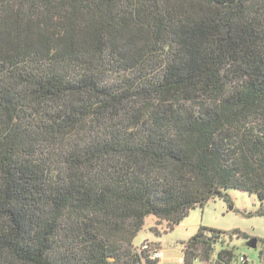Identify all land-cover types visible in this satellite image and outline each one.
Wrapping results in <instances>:
<instances>
[{
	"label": "trees",
	"instance_id": "obj_1",
	"mask_svg": "<svg viewBox=\"0 0 264 264\" xmlns=\"http://www.w3.org/2000/svg\"><path fill=\"white\" fill-rule=\"evenodd\" d=\"M230 189L264 204V0H0V264H158L145 218Z\"/></svg>",
	"mask_w": 264,
	"mask_h": 264
},
{
	"label": "rangeland",
	"instance_id": "obj_2",
	"mask_svg": "<svg viewBox=\"0 0 264 264\" xmlns=\"http://www.w3.org/2000/svg\"><path fill=\"white\" fill-rule=\"evenodd\" d=\"M226 199L215 198L203 208L196 207L172 230L166 222L158 221L154 216H147L141 231L133 240L137 253L153 256L158 252L160 264H183L184 244L192 239L200 228H207L222 233L220 243L213 248L208 261H196L194 264H215L216 253L221 249H232L234 262L243 255L247 264H264V210L255 194L238 190H227ZM205 237L212 233L204 232ZM256 239V248L248 247L249 240ZM182 259V263L180 262Z\"/></svg>",
	"mask_w": 264,
	"mask_h": 264
},
{
	"label": "built area",
	"instance_id": "obj_3",
	"mask_svg": "<svg viewBox=\"0 0 264 264\" xmlns=\"http://www.w3.org/2000/svg\"><path fill=\"white\" fill-rule=\"evenodd\" d=\"M159 258V254L158 252H155L153 254V256H151V259H158ZM180 262L182 263V259H180ZM238 262L239 264H247V258L243 255H241L239 258H238Z\"/></svg>",
	"mask_w": 264,
	"mask_h": 264
},
{
	"label": "water",
	"instance_id": "obj_4",
	"mask_svg": "<svg viewBox=\"0 0 264 264\" xmlns=\"http://www.w3.org/2000/svg\"><path fill=\"white\" fill-rule=\"evenodd\" d=\"M206 237L203 236L202 239H205ZM257 241L256 239L249 240L248 247L255 249L256 248Z\"/></svg>",
	"mask_w": 264,
	"mask_h": 264
},
{
	"label": "crops",
	"instance_id": "obj_5",
	"mask_svg": "<svg viewBox=\"0 0 264 264\" xmlns=\"http://www.w3.org/2000/svg\"><path fill=\"white\" fill-rule=\"evenodd\" d=\"M158 264H160V262L158 261Z\"/></svg>",
	"mask_w": 264,
	"mask_h": 264
}]
</instances>
